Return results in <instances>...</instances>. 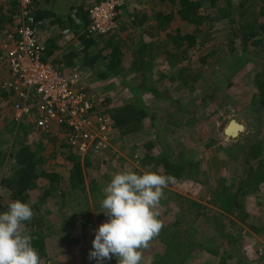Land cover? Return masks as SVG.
<instances>
[{
	"label": "rangeland",
	"instance_id": "obj_1",
	"mask_svg": "<svg viewBox=\"0 0 264 264\" xmlns=\"http://www.w3.org/2000/svg\"><path fill=\"white\" fill-rule=\"evenodd\" d=\"M97 1L79 0L73 5L74 9L66 11L64 5L61 6L62 0H57L59 8H62L63 12H55L56 14L46 21L49 23V27H53L49 31L57 36L67 28L72 29L71 26H67L68 24L63 27L60 24L51 25L57 18L61 22L67 23L68 18L73 16L76 19V25L80 24V21L82 23L83 19L79 17L80 14L87 12L91 6L97 4ZM148 1L127 0L125 10L123 13L121 12L120 18L124 16L127 18V13L130 14L132 10L139 8L149 9L156 12L155 14L170 9V3L167 0L165 2L164 0H151L150 3ZM0 2V6L3 5L4 11L9 15V8L13 1L0 0ZM246 2L245 0V10L253 11V2L248 1L247 4ZM219 3L221 6L226 5L224 0H220ZM65 4H69V2ZM41 7L45 11H49L51 8L48 5ZM76 14L77 16H75ZM201 16L216 19L215 22L206 21L205 32L213 33L214 36H217V41L214 44H209V40L199 42L198 46L204 47L197 51L187 52L189 60L181 65H175L166 59L167 57H163L165 51L173 49L172 39L168 36L170 30H152L150 33L153 34L152 36H145L144 33L148 29L142 31L143 28L131 27L132 18L129 16L127 25L120 26L121 29H124L118 32V37L123 42L122 51L125 54L122 65L119 67L118 74L121 78L113 75L108 79L101 78L99 73L105 72L106 69L99 62L84 71L87 73L88 88L91 91L96 90L100 96L108 95L111 104L118 106L135 102L137 97L135 88L144 81L145 91L142 92L144 105L151 110V115L155 120L148 118L140 132L128 137L118 134L111 136L110 148L99 155L80 154L82 160H90L91 164L84 170L86 189H92V181L96 183L93 187L96 189L95 192L92 194L89 193L90 191L87 192L88 204L85 206L89 207L91 219L87 225L82 224L81 215L77 213L79 207L73 205V202H68V199L62 198L59 195V190L53 197L40 202L41 194L47 188L48 181L42 177L38 180L39 188L30 192L27 202L31 204L34 211V216L28 222V227L33 223V220H42L44 224L42 230L46 239V255L44 259L40 260V264H96L94 260L89 259V253L92 250L95 231L108 220L102 207V200L105 198L104 189L115 174L125 170L135 171L138 174L159 170L163 174L162 166L157 167L153 161H148L164 151L160 134L166 141V147L174 156H178L182 152L184 160L191 163V166H186V173L182 175L181 179L175 180L172 185L164 189V197L159 206L161 213L159 219L164 225L162 228L165 229V226L172 225L177 220H184L183 227L191 228L194 232V241L189 242V246L183 253V256H187L183 264H264V183L259 185L256 192L252 189L246 196L242 204L244 214L241 210L239 214L243 215L240 218L232 217L238 226H229L226 220L217 221V223L212 221L219 217L218 214L223 213L217 203V194L224 187L236 192L239 188V178L243 169L247 167L245 159L241 156L232 162L228 161L225 149L232 147L240 136L250 135L252 141L264 138V116L255 114L247 103L253 94V90L246 84L250 82L249 79L244 78L236 81L234 86L227 89L226 70L234 68L236 62L234 57L241 56L242 52H246V61L251 63L256 60L258 63L261 60L264 61V47H255L252 45V41L245 45L241 39L236 40L233 31H231L232 27L229 26L231 24L229 17L219 15L218 8L212 7L210 1L203 2ZM235 16L238 17L237 14ZM181 26L183 31H189V28ZM174 29L176 28L174 27ZM174 29L171 27V34L175 32ZM71 31L74 32L73 29ZM1 32L0 48L6 42L5 37L2 36L3 31ZM43 33L45 32L42 30L41 38ZM144 39L153 43V48H163L161 57H155L150 61L152 66L146 74V78L142 73H134L129 69L130 56L137 48L136 45H139L138 43ZM230 39L235 40L233 53L229 46ZM107 42L108 39L105 42H99L95 50H100L99 45L106 46ZM69 44L75 46L70 49V52L74 51L77 54L78 51H82L83 47L78 42V38H74ZM104 53L108 52L104 51ZM80 56L84 57L85 54L82 53ZM203 57H208L206 63L200 68L203 78L198 83L189 81L186 84L185 77L181 72L192 70L191 68H194L192 66L200 64ZM81 65L82 62L79 63V66ZM253 66L251 68L254 69ZM235 70L242 72L240 67L235 66ZM8 78L7 68L1 70L0 67V87ZM3 93L0 91V156L6 154L7 157L5 156V160L0 159V205L8 208L14 199L10 190L5 188L3 181L10 177L16 168L14 160L8 156V153L13 154L15 134L11 135L6 131L7 124L3 119L4 117L10 118L12 115L8 110V104L12 100L4 99ZM166 94L171 95V100L167 99ZM211 95H215V98H209ZM173 100L181 101L180 108L183 109L175 117L169 116L175 106ZM176 107L178 108V104ZM234 120L245 126V131L236 139L225 135L226 128ZM43 139V135L38 134L25 141L28 144L32 141L35 151L41 148L40 150H43L42 153H44L43 147H45L46 155L51 156L52 143L44 141L42 145L35 146ZM150 143L154 145V148L148 151L147 146ZM208 144L210 147H206ZM59 164L66 168L70 163ZM42 168L47 171L56 169L60 172L64 170L60 169L51 159ZM175 195L199 203L202 206L201 212L205 213L207 217L196 218L192 214L183 217L182 211L186 213L185 208L190 205L181 203L182 200ZM80 197L81 202L84 198ZM82 205L84 206V204ZM75 212L77 215L73 220L71 218ZM66 221L69 222L70 228L62 227ZM26 225L24 226L26 227ZM217 225H225L226 234L230 233L229 235L234 236L235 243L231 244L232 241L228 243L227 237L222 238L220 231L214 227ZM162 231L163 229L160 232ZM216 251L218 252L217 256L214 254ZM142 252L141 264H154L155 260L165 262L170 260L174 254L173 249L167 243L157 239L156 236L150 241L149 247L143 249ZM221 257L225 258L224 263ZM105 264H117V259L113 257Z\"/></svg>",
	"mask_w": 264,
	"mask_h": 264
},
{
	"label": "trees",
	"instance_id": "obj_2",
	"mask_svg": "<svg viewBox=\"0 0 264 264\" xmlns=\"http://www.w3.org/2000/svg\"><path fill=\"white\" fill-rule=\"evenodd\" d=\"M12 6L10 9V14L8 15L4 11L3 5L0 6V32L3 31L2 36L5 37L6 42L3 43L0 48V67L1 70L5 69L3 58L5 46L10 42V35H13L15 38V16L18 14V0H12ZM54 0H33L34 6V15L37 23H43L41 31L46 28L45 23L47 20L53 16V12H57L56 5L53 3ZM57 1V0H56ZM102 0H98L97 3ZM166 0H164L165 2ZM170 3V9L166 11H160L157 14L152 12L149 9L144 10L143 8L134 9L132 12L127 13L128 17L131 19V27L143 28L142 31H145V36H152L150 34L152 30H170L169 37L172 39L173 49L165 51L163 57L170 60L171 63L175 65H181L189 60L187 52L190 50L197 51L199 48L204 46H198L199 42L208 41L209 44H214L217 41V36H214L213 33H206V21L209 22L216 21L211 17H202L201 9L204 1H210L212 7H217L219 15L229 17L231 26V31H233L234 37L241 39L243 44H248L249 41H252V45L260 48L264 47V0H246L253 2V11L245 10V0H224L225 6L220 5V0H167ZM69 2V4H65ZM151 0L148 1L150 3ZM246 2V4H247ZM1 3V2H0ZM76 0H62L61 6L64 5V9L69 11L71 7L74 9ZM49 5L51 8L49 11H45L41 6ZM62 9V8H61ZM71 9V10H72ZM64 10V11H65ZM125 8L122 10L124 12ZM79 13V12H77ZM88 12H82L79 17L83 19L82 23L76 25V19L73 16H70L67 20V23L61 22L59 18L54 19L51 25L60 24V26H71L73 30H76L75 33H78L80 29H84L89 24V17L86 15ZM238 15V17L235 16ZM77 16V14L75 15ZM240 17V18H239ZM206 18V19H205ZM129 19V18H128ZM126 26L127 21H122V17L119 20V30L114 32L112 35L107 37H88L87 35L78 36V42L83 47L75 53L74 51L70 52V49L75 48L72 44L69 45L68 50L65 54L58 55L56 59H52L58 51L61 49L58 47L57 43L61 40V36L57 35L46 44L47 46V61H51L55 66L61 69L62 72L68 73L74 70L86 71L93 67L95 63L99 62L104 65L106 71L99 73V76L103 79H108L111 75L120 77L119 71L120 66L122 65V60L125 54L122 51L123 42L118 37V32L122 31L124 28L120 26ZM189 28L188 32L182 30V26ZM146 26V28H145ZM148 27V28H147ZM171 27L176 29L173 34H171ZM71 29V30H72ZM2 33V32H1ZM203 35V38L201 36ZM144 36V37H145ZM108 39L106 46L99 45L100 50H95L99 42H105ZM136 45V49L133 50L131 54V65L129 69L134 73H142L143 77L146 78V74L150 71L152 61L155 57H161V47L153 48L151 42H146V40L140 41ZM235 40L229 41V46L231 47V53L235 51L234 48ZM228 47V46H227ZM247 49L245 48V51ZM103 51V52H102ZM104 51L108 53H104ZM84 53L85 56H80ZM105 55H104V54ZM91 54H93L91 56ZM242 55H236L234 58L236 60L235 66L240 67L242 72L236 71L234 68H227V89H230L235 85L236 81L241 79H249L250 82L246 83L248 87L253 90L250 100L247 101L248 106L253 109L255 114L264 116V61L261 60L258 63V60L251 63L246 61V52H242ZM208 57H203L200 60V64L192 66V70L188 72H181L184 75V82L186 84L189 81H194L198 83L200 79L203 78V73L200 68L203 64L206 63ZM82 62V65L79 66V63ZM252 65L255 67L251 68ZM3 68V69H2ZM225 74V71H224ZM234 75V76H233ZM143 90L145 91L144 81L140 82L139 85L135 88L136 91V100L135 102L125 104L122 106L111 104V99L107 95H101L102 106L105 107V112L111 116L116 130V134L121 135L122 137H128L130 135L140 132L144 123L148 118L155 120L151 115V110H149L144 105L143 99ZM0 91L4 92V99L12 98L13 95L7 90L0 87ZM96 93V90H93ZM103 96V97H102ZM167 99L171 100V95L166 94ZM209 98L214 99L215 95L209 96ZM174 108L170 111L169 116L175 117L178 116V112L183 111L180 108L181 101H175ZM178 104V108L176 107ZM12 114V112H11ZM4 122L7 124L6 131L11 135L15 134L13 141L12 153H8L12 160L15 162L14 173L6 178L3 183L6 189L10 190L11 196L14 200H22L27 202L30 198V192L38 189V180L42 177L47 179L48 186L45 191L41 194L40 202H44L50 197H53L58 190L60 191V196L62 198L68 199V202H73V205L78 206V212L82 218V224L85 226L90 222L89 207L85 206L88 204L87 192L92 194L96 189L93 187L96 185L94 181L91 182L93 186L92 189H86L85 183V173L84 170L89 167L90 160H82L81 153L72 148L68 142L69 131H65L59 136L48 134L43 135V140H40V143L35 146L42 145L44 141L53 144V152L51 156L46 155V148L43 147L44 153L40 149L34 150V144L31 141L29 144L25 141L26 139H31V136L36 137L39 133L38 130L34 128V125L30 121H19L13 119V114L11 117H4ZM160 138L164 145V151L153 158H150L148 161H153L157 167L162 166V173L165 175H171L174 177V181L181 179L182 175L186 173V166H191V163L188 160H184L182 152L178 156H174L172 152L166 147V141L163 136L160 134ZM210 147V144L208 146ZM154 145L152 143L148 144V151L153 150ZM41 151V152H40ZM227 153L228 161L232 162L238 156H241L245 159L247 167L243 169L242 175L239 178L238 190L234 192L233 190H227L225 187L217 194V203H219V208L223 213L218 214L217 218H214L212 221L217 223V221L223 222V220L228 221L229 226H238V223L233 220L232 217L240 218L244 214V206H242L245 201L246 196L253 189L254 192L257 191L260 184L264 183V138L262 140H251L250 135L240 136L239 139L232 147L225 149ZM79 152V153H78ZM234 153V155H233ZM241 153V155H240ZM6 154H2L0 159L5 160ZM7 157V156H6ZM53 160L60 169L63 171H56L53 169L47 171L42 168L48 164L49 160ZM187 161V162H184ZM3 162V161H2ZM69 166L64 168L59 163H67ZM173 183L169 184L172 185ZM67 186V187H66ZM68 188V190H67ZM247 188V189H246ZM92 190V191H91ZM82 194V195H81ZM82 196L84 199L80 202ZM176 196V195H175ZM179 198L181 203L189 204L188 208H185L186 213L182 211L183 217L186 215H195V217H204L206 214L201 212L202 206L197 202H192L190 200L183 199L181 196H176ZM84 204V206L82 205ZM76 208V207H75ZM7 208H4L0 205V212L6 211ZM242 210L243 214H239V211ZM190 213V214H189ZM76 212L71 219H75ZM185 216V217H186ZM208 219V218H207ZM209 220V219H208ZM210 221V220H209ZM28 222H25L27 231L33 237V246L38 250L40 260L44 259L46 255V239L45 233L42 230L44 225L41 221H32L28 227ZM184 220H177L172 225L165 226L162 228L163 231L156 236V238L167 243L173 249V256L168 261L155 260L154 264H183L187 259V256H183L185 248L189 246V242L194 240V232L190 228L183 227ZM164 226V225H163ZM35 227V229H32ZM62 227L70 228L69 222H64ZM217 230L220 231L222 238L227 237L228 243L232 241L231 244L235 243V237L226 234V226L217 225L214 226ZM223 229V230H222ZM38 230V231H37ZM217 256L218 252H214ZM220 258V255L218 256ZM183 260V261H182ZM222 262L224 263L225 258L221 257Z\"/></svg>",
	"mask_w": 264,
	"mask_h": 264
},
{
	"label": "built area",
	"instance_id": "obj_3",
	"mask_svg": "<svg viewBox=\"0 0 264 264\" xmlns=\"http://www.w3.org/2000/svg\"><path fill=\"white\" fill-rule=\"evenodd\" d=\"M15 38L5 46L3 59L8 80L2 88L13 95L8 110L13 119L30 121L42 135L59 136L69 131L68 144L80 153L99 155L110 148L116 134L113 120L102 106L99 93L87 86V73H64L47 61V46L41 39L43 23H37L33 0H18ZM127 0H102L88 10L89 24L80 35L107 37L119 28V17ZM71 40L69 29L62 32Z\"/></svg>",
	"mask_w": 264,
	"mask_h": 264
},
{
	"label": "clouds",
	"instance_id": "obj_4",
	"mask_svg": "<svg viewBox=\"0 0 264 264\" xmlns=\"http://www.w3.org/2000/svg\"><path fill=\"white\" fill-rule=\"evenodd\" d=\"M75 31H71L68 44L81 36ZM64 40L67 39L64 37ZM4 66L6 69L5 63ZM171 183L174 177L161 174L159 170L142 174L125 170L115 174L105 187L102 200L103 213L108 220L95 231L89 259L105 264L115 257L117 264H141L142 250L149 247L163 227L159 206L164 189ZM33 216L31 204L19 199L0 212V264H40L33 237L24 226Z\"/></svg>",
	"mask_w": 264,
	"mask_h": 264
},
{
	"label": "crops",
	"instance_id": "obj_5",
	"mask_svg": "<svg viewBox=\"0 0 264 264\" xmlns=\"http://www.w3.org/2000/svg\"><path fill=\"white\" fill-rule=\"evenodd\" d=\"M77 2L79 1V0H76ZM60 2V1H59ZM59 2H57L56 0H54L53 1V3H54V5H56V9H57V13H61V12H63L62 11V9L61 8H59V6H58V4H59ZM44 6H47V5H44ZM49 6V5H48ZM73 7H71L70 8V10L72 9ZM56 13L55 12H53V16L55 15ZM53 16H51V17H53ZM50 17V18H51ZM53 20V19H52ZM127 21L128 20V17L127 18H125V16L122 18V21ZM45 26H46V28L44 29V32L45 33H43V35H42V41L43 42H45V44H47V42L49 41V40H51V38H53V37H55L56 35H54L52 32H50L49 30H51L53 27H49V23H45ZM62 38H64L63 36H61ZM62 38H61V40H59V42L57 43V45H58V47L61 49L60 51H58V53L56 54V56H54L52 59H56L57 58V56L58 55H62L63 53L65 54V52H66V50H68V47H69V45H67L66 47H61L60 46V44H61V42H62ZM146 42H149V41H147L146 40ZM75 43V42H74Z\"/></svg>",
	"mask_w": 264,
	"mask_h": 264
},
{
	"label": "water",
	"instance_id": "obj_6",
	"mask_svg": "<svg viewBox=\"0 0 264 264\" xmlns=\"http://www.w3.org/2000/svg\"><path fill=\"white\" fill-rule=\"evenodd\" d=\"M232 125L236 126V131L234 134H230L229 130L230 128L232 127ZM245 131V126L243 124H240L239 122L237 121H232L229 126L226 128L225 130V135L229 138H233V139H236L240 136L241 133H243Z\"/></svg>",
	"mask_w": 264,
	"mask_h": 264
},
{
	"label": "bare ground",
	"instance_id": "obj_7",
	"mask_svg": "<svg viewBox=\"0 0 264 264\" xmlns=\"http://www.w3.org/2000/svg\"><path fill=\"white\" fill-rule=\"evenodd\" d=\"M236 129H237L236 126L232 125V127L229 130L230 134H234Z\"/></svg>",
	"mask_w": 264,
	"mask_h": 264
}]
</instances>
